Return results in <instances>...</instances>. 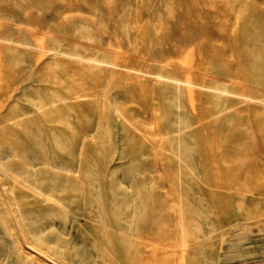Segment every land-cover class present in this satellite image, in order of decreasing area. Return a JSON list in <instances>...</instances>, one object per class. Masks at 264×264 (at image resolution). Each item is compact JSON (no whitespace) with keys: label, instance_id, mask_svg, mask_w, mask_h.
<instances>
[{"label":"rangeland","instance_id":"rangeland-1","mask_svg":"<svg viewBox=\"0 0 264 264\" xmlns=\"http://www.w3.org/2000/svg\"><path fill=\"white\" fill-rule=\"evenodd\" d=\"M0 35L6 159L38 161L0 264H264V0H0Z\"/></svg>","mask_w":264,"mask_h":264},{"label":"bare ground","instance_id":"bare-ground-1","mask_svg":"<svg viewBox=\"0 0 264 264\" xmlns=\"http://www.w3.org/2000/svg\"><path fill=\"white\" fill-rule=\"evenodd\" d=\"M0 37H1V35H0ZM3 110L4 109H0V129L4 128V126H3L4 124H2V122H4V121H6V120H8V119L11 118V117H8L5 114H3ZM7 144L8 143L6 142V139L4 140V134L3 133H0V147L2 148V150L0 152V167H6V170H4L3 172H0V199L5 204H7L8 207H9V200H10V198L15 196L14 193L16 191L15 186H17L16 185L17 182L10 181V180H7L6 181V178L7 177L14 176V174L15 175H18L20 173V170L22 172H24L25 169H27L29 165L35 166L38 163V161H37V159L35 157H33L32 159H27L26 161H24L20 165L18 164V166H16L15 168H13L12 167V163H10L9 161H7V159H6V157L9 155L10 150H11L10 147H9V145H7ZM52 161H55V159H53ZM53 163H52V165H53ZM55 164H56V166H61L59 164V161H58V163L55 162L54 165ZM29 184H32V183H29ZM212 185L213 184H211V183H199L197 185H191V186H189L186 190L188 192H201V193H205V192H209V190L211 189V188H209V186H212ZM216 186L220 187L221 190H229L228 188L225 189V188L221 187V185H216ZM19 190H20L21 193H24V192H32L34 189H32L30 187H26V188L24 187V188H20ZM15 199H16V197H15ZM13 202H14V200H13ZM10 213L12 214L13 219L16 220V217H15L12 209H10ZM15 222H17V221H15Z\"/></svg>","mask_w":264,"mask_h":264}]
</instances>
